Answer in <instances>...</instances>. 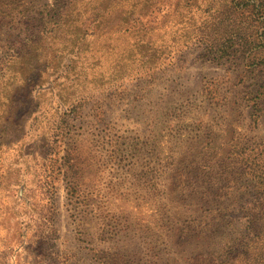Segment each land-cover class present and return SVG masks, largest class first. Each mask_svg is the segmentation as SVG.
Here are the masks:
<instances>
[{"label":"rangeland","instance_id":"rangeland-1","mask_svg":"<svg viewBox=\"0 0 264 264\" xmlns=\"http://www.w3.org/2000/svg\"><path fill=\"white\" fill-rule=\"evenodd\" d=\"M54 1L0 0V264L237 262L264 228V64L177 43L160 67L129 66L133 38L94 31L98 0ZM235 1L148 0L134 16L161 48L173 16L258 15Z\"/></svg>","mask_w":264,"mask_h":264},{"label":"trees","instance_id":"trees-1","mask_svg":"<svg viewBox=\"0 0 264 264\" xmlns=\"http://www.w3.org/2000/svg\"><path fill=\"white\" fill-rule=\"evenodd\" d=\"M60 1L55 0L54 2L58 4ZM122 1L98 0L97 16H93V22H95V32L106 34L110 24L113 38L119 39L125 34L133 38L132 42L123 43L124 50L127 52L125 56H128L127 58L130 60L129 66H135L138 63V66H145L146 64L150 68L160 67L166 63L167 55L177 50V43L187 48L196 47L199 49V55L204 59L227 65L229 68H236L241 65L259 66L264 64V14L262 13V7L264 8V6L262 4L257 5L255 2L248 0L249 6H254L253 10L258 14L252 16L250 21H247L244 16L242 18L239 16H225L223 18L212 16L211 19H203L198 23H193L194 16H173L175 19L173 23L177 27L175 30L169 31L172 42L163 44L160 48L158 38H144L146 33L157 26L153 23L148 25L144 23L143 16H134L139 10L141 11L148 6V0L141 8L130 10L128 15L102 16L106 9L109 12L111 7L120 4ZM230 1L234 2L235 0ZM68 4L69 2L64 0L63 6ZM235 4L238 7L241 2L235 1ZM233 13L236 15L234 11ZM61 24L62 21L55 20L54 22V25L57 26H61ZM180 31H182V34H179ZM180 37L183 38L182 42H180ZM121 46L119 47L121 48ZM112 47L115 49L118 46L113 44ZM148 51H151V53H148ZM130 74L131 72L128 71L118 78ZM257 93V96H260L262 92L258 90ZM252 107V122L256 124L260 120L263 111L262 102L255 99ZM259 177L254 186H261L260 192H264V187H262L264 185V174ZM253 218L256 217L253 216ZM252 221L256 224L258 222L257 219ZM255 235L254 237L242 235L236 248L229 252L237 262L227 261L226 264H244V261L252 259L264 260V228L261 232H256Z\"/></svg>","mask_w":264,"mask_h":264}]
</instances>
